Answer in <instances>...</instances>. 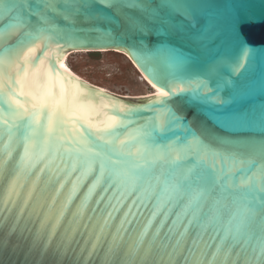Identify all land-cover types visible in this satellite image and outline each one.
I'll return each instance as SVG.
<instances>
[{"label":"water","instance_id":"water-1","mask_svg":"<svg viewBox=\"0 0 264 264\" xmlns=\"http://www.w3.org/2000/svg\"><path fill=\"white\" fill-rule=\"evenodd\" d=\"M142 2L156 8L160 0ZM186 2L192 5L188 19L165 14L173 27L153 25L139 32L129 30L125 20L144 18L141 9L117 10L105 7L103 0H90L86 11L93 19L85 21L81 16L69 25L57 17L62 31L47 49L36 41L28 46L35 51L25 47L10 53L13 64L5 67L0 90V161H5L0 170V264H222L223 254L213 260V252L225 230L235 229L244 203V190L226 184L236 185L248 173L214 164L211 157L197 163L188 154L175 161L169 149L184 148L193 136L216 150L264 138V0ZM18 39L19 33L6 36L0 40V51ZM89 49L126 52L149 81L169 91L168 97L161 98L166 103H155L156 88L154 95L135 99L73 78L60 62L63 54ZM38 104H43L42 111L33 107ZM32 112L38 119L28 115ZM171 113L180 118L178 122L170 119ZM160 124L166 126L161 130ZM25 135L33 136L37 152L46 137L57 138L63 145L61 152L83 138L90 147L119 160V168L138 165L136 174L146 184L159 183L158 192L188 175L191 189L212 191L189 212V216L197 213L209 226L190 228L173 252L172 245L188 222L183 216L185 197L164 209L170 213L167 222L155 237L150 256L142 260L163 218L152 217L155 197L138 202L125 220L135 194L114 210L104 202L97 206V190L87 209L77 215L91 180L73 191L77 173L69 175L60 156L21 160ZM18 170L15 190L9 192V182ZM109 211L112 219L101 232ZM173 221L176 226L169 241L166 236ZM150 222L139 253L130 256L129 246ZM117 231L121 233L118 247L110 250ZM197 233L199 240L193 248ZM252 233L250 244L261 234L258 222ZM234 261L244 264L239 248L228 264Z\"/></svg>","mask_w":264,"mask_h":264},{"label":"snow or ice","instance_id":"snow-or-ice-1","mask_svg":"<svg viewBox=\"0 0 264 264\" xmlns=\"http://www.w3.org/2000/svg\"><path fill=\"white\" fill-rule=\"evenodd\" d=\"M103 4L105 7L117 10L121 7L141 9L144 13V18H128L125 20L129 30L139 32H144L153 25L171 28L173 26L168 24L165 14H175L188 19L192 9V5L188 4L186 0H160L156 8L151 7L146 2H142V0H103ZM57 5L60 6L57 7ZM89 7L90 0H0V40L11 34L19 33V39L15 45L0 51V90L4 87L5 67H11L13 64V58L10 53L13 51L19 52L36 41H40L44 48L47 49L50 46L49 42L53 41L54 36L60 35L62 31L56 18L63 19L69 25H75L81 16H83L85 21H89L93 19L86 11ZM33 17H35V20H33ZM237 28H239V25H237ZM36 46L39 47L40 45ZM57 47H60V45L57 44ZM28 50L35 51V48L28 47ZM44 54V52L41 53V55ZM18 77L19 74L17 80ZM7 78L11 81L10 75ZM149 83H152V81L150 80ZM152 86L156 88L158 93L155 103L165 104L166 101L161 98L168 97L169 91H165L163 87H157L155 83H152ZM9 97H11V92H9ZM33 107L38 108L40 111L43 110V104L33 105ZM134 111L135 109H130V112ZM28 115L38 119L35 112L28 113ZM53 115L55 114L53 113ZM114 119L116 118L114 117ZM170 119L178 122L180 118L171 113ZM165 126V124H160L159 128L162 130ZM153 130L155 131V129ZM48 131L49 133L53 131L51 123L48 125ZM8 132L11 140V129ZM121 143L123 144V141ZM35 148L36 141L33 136L25 135L23 137V155L21 160L36 159L40 161L49 154L52 160H55L57 156H60L64 167L68 169V174L77 173L76 180L73 182V191L91 180L77 210V215L80 214V210L87 209L91 197L97 190H100L97 206L104 202L106 205H111L114 210L117 206L122 207L123 203L135 194V199L129 205L128 212L125 213V220L128 215L132 214V208L137 207L138 202L142 203L155 197L156 204L152 217L155 218L162 215L163 218L160 225L157 226L153 241L145 249L142 260L150 256L155 237L159 236L160 231L163 230V226L167 222L170 213L165 212L164 209L174 204H179V202L185 200V197H187V201L183 205V216L188 222L185 226V232L180 233L176 243L172 245L173 252L179 248L185 233L190 228L194 226L206 228L209 226L201 222L197 213L192 212L189 216V212L194 205L206 197H210L212 191L209 189H191L187 183L190 179L188 175L181 182H177L171 187L165 184L162 191L158 192L159 183L156 185L146 184L143 182V178L136 174L135 168L139 167L138 165L129 169L119 168L117 167L120 163L119 160L113 159L112 155L102 150L90 147L83 138L77 141V146L68 148L64 152H61L63 145L59 144L55 137L51 140L46 137L38 152L34 151ZM169 150L175 153L173 156L175 161L183 159L188 154L195 156L197 163H204L211 157L214 164H227L229 170L238 168L248 173L241 178L238 184L233 185L230 182L226 184L228 188L244 190L243 211L238 217L235 229H226L224 236L219 238V242L213 252V260L223 254L222 264H228L233 251L239 248L244 253V264H264V138L250 139L241 144L230 145L223 150H216L196 136H193L184 148H170ZM160 158L164 159L163 156ZM4 164L5 161H0V170L3 169ZM213 168L214 165L210 166L209 170L211 171ZM191 171L192 169H189V173ZM19 177L20 171L18 170L9 182V192L15 190ZM217 179L220 178L218 177ZM105 196H108L107 201H105ZM113 197H115V204H113ZM179 218L178 215L177 219ZM111 219L112 211H109L100 225L101 232L109 225ZM257 222L260 225L261 234L256 237L255 243L250 244L253 238L252 226ZM121 226H123V221ZM175 226L176 221H173V224L169 227V234L166 236L169 241L171 236L174 235ZM151 227L150 222L141 231L137 241L129 246L128 254L130 256L135 257L139 253V249ZM120 236L121 233L119 231L113 233V243L110 244V250H115L118 247V238ZM198 240L199 233L193 240V248H195ZM239 259L240 256L237 255V261ZM233 264H236V262L234 261Z\"/></svg>","mask_w":264,"mask_h":264},{"label":"rangeland","instance_id":"rangeland-1","mask_svg":"<svg viewBox=\"0 0 264 264\" xmlns=\"http://www.w3.org/2000/svg\"><path fill=\"white\" fill-rule=\"evenodd\" d=\"M68 64L82 79L120 96L136 97L151 90L128 55L118 49L73 50Z\"/></svg>","mask_w":264,"mask_h":264},{"label":"bare ground","instance_id":"bare-ground-1","mask_svg":"<svg viewBox=\"0 0 264 264\" xmlns=\"http://www.w3.org/2000/svg\"><path fill=\"white\" fill-rule=\"evenodd\" d=\"M89 50H92V49H89ZM101 50H103V51H105L106 49H101ZM72 51L73 50H71V52L69 51V52H66V53H64L63 54V56H62V58H61V63L63 64V66L67 69V71L70 73V75L73 77V78H75V79H77V80H83V81H85V82H87L88 84H91V85H93V86H96V87H99V88H102V89H105L106 91H109V90H107L106 88H103V87H101V86H98V85H95V84H92V83H90V82H88V81H86V80H84V79H82V77H80L79 75H77V73L73 70V68L68 64V57H69V55H70V53H72ZM74 51H79V50H74ZM126 55H128L126 52H124ZM128 57L130 58V56L128 55ZM131 59V58H130ZM132 60V59H131ZM132 63H134L133 61H132ZM134 65H135V63H134ZM137 67V66H136ZM138 68V67H137ZM139 71H140V69H138ZM140 73L142 74V76H143V78L146 80V82L149 84V86L151 87V90L150 91H145L144 93H141V94H139V95H135L136 97H130V96H121V97H127V98H140V97H147V96H150V95H154V93H155V91H154V88H153V86H152V83H149V80L148 79H146V76L140 71ZM79 80V81H80ZM110 93H112V94H115V95H117V96H120V95H118V94H116V93H113V92H111V91H109Z\"/></svg>","mask_w":264,"mask_h":264}]
</instances>
